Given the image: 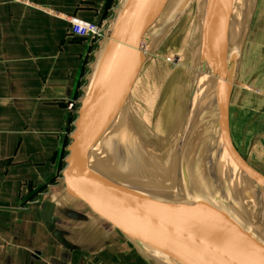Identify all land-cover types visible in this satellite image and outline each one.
Instances as JSON below:
<instances>
[{"label": "crops", "instance_id": "0c3cea01", "mask_svg": "<svg viewBox=\"0 0 264 264\" xmlns=\"http://www.w3.org/2000/svg\"><path fill=\"white\" fill-rule=\"evenodd\" d=\"M237 1L241 34L244 1ZM116 2L0 0V264H159L70 195L62 177L74 121L67 103H79L97 46L91 36L72 34L70 19L108 21ZM252 6L228 126L239 151L264 177V0H251ZM147 58L158 59L166 80L180 57L151 50ZM143 77L137 75L133 92ZM152 94L141 101L148 110ZM157 119L167 125L160 110ZM46 200L54 205L51 223L43 218Z\"/></svg>", "mask_w": 264, "mask_h": 264}, {"label": "water", "instance_id": "95a60500", "mask_svg": "<svg viewBox=\"0 0 264 264\" xmlns=\"http://www.w3.org/2000/svg\"><path fill=\"white\" fill-rule=\"evenodd\" d=\"M157 2L117 0L113 8L107 29L93 52L80 94L62 170L65 189L115 225L159 264H262L264 240L259 234L254 230L253 237L237 236L229 230L233 224L249 229L245 222L217 213L204 200L206 215H203L163 192L134 186L89 159L90 148L110 127V153L118 165L130 172V178L138 173L148 174V170L161 171L159 162L151 160L126 140L115 121L116 96L118 94L120 103V91L128 90L125 73L128 49ZM232 5L230 0L209 2L207 30L211 43L206 45L209 46L206 55L216 63L218 73L209 119L221 147L240 168L247 194L264 209V198L260 194L264 177L239 151L228 126V104L233 87ZM218 8L222 9L221 13ZM184 166L178 167L177 173L185 179V186L192 190L195 181L205 187L210 203L215 201L210 186L187 162ZM167 169L172 168L167 166ZM53 206L49 200L44 202L42 211L47 223L52 222ZM219 226L226 227L227 231Z\"/></svg>", "mask_w": 264, "mask_h": 264}, {"label": "bare ground", "instance_id": "6f19581e", "mask_svg": "<svg viewBox=\"0 0 264 264\" xmlns=\"http://www.w3.org/2000/svg\"><path fill=\"white\" fill-rule=\"evenodd\" d=\"M233 1L234 2L232 3L233 7H232V19H231L232 35L233 36L231 38H233V40H235V41L237 40V42H238L239 41V34H240V32H239L240 28H239V23H238L239 22V17H238L239 6L237 5V2H238L237 0L236 1L233 0ZM209 2H210V0H197L198 6L195 9L193 8L194 7L193 6L188 11V12L192 13L191 12L192 9L195 10L194 16H191L190 13H189V15L193 18L192 22L194 24H196L197 31H198L199 35L201 36L202 40L205 38L206 45H207V43L208 44L211 43V39H210L211 37H210V34L207 30V26L209 23V20H208ZM168 5H169V0H158L157 4L154 5V7L152 8L150 14L148 15L146 21L144 22V24L140 28L139 32L135 36L133 43L129 47L127 55H126V61H125V73H126V79H127V87H128L129 93L133 97V101H134L133 104L140 111V113H141L143 119L145 120V123L148 126V128L149 129L151 128L150 130L153 133H156L160 137H158L157 140H151V139L147 138L146 136H144V134H142L140 132V130H138V129L136 130L135 128H133L132 125H131L132 129H131L130 126H127L121 120H118V118H116V120H115L117 127H119L121 129L122 134L126 138V140H128V142L130 144H133V145L137 146L138 148H140L141 151L145 152V154H147L151 158V160L153 159V160H156L157 162H159V166H161V171L148 170L149 175L148 174H141L140 175L138 173L137 175H133L130 178L129 177L130 172L126 171L125 168H122L120 165H118L110 153V150H111V147H109V145H110L109 143L111 142V137H110L111 129H110V127L108 129H106V131L103 133V135L90 148L88 156L92 162H94L98 165L105 166L108 169H111V171L115 172L116 176H118L119 178H121L123 180L130 182L132 185L140 187V188L145 189V190L163 192L166 196H168L170 199H172L176 202L181 201V200H182V202H185V203H187L186 201H189V200L192 201V199L189 197V196H191V193H196L195 195L199 194L197 196L200 197L199 188H201V190H202L201 192H203V195H204L203 200L208 202V205H209L211 203H210L209 199H207L208 193H207V190L205 189V187L202 185L201 186L197 185L196 182L193 180L194 185H196V186H194V188L191 190L185 186V184H184V183H186L185 179H183L181 177V175H179L177 173L178 167H185L184 166L185 165V156H183L184 155L183 153H185V152H182V151L178 152L174 149V144H175L174 142L176 140H173L171 137H169V130H168L169 127L165 124H163V127L159 126V125H157V127H154L150 122L149 123L147 122V119L143 113L147 114L149 110L147 107H145V105H143L141 103V101L145 100L146 98H149V96L147 95V97H146L145 92L142 90L143 88H141V90H140V88H137L138 89L137 93L133 92V90H132L133 82L136 80V77H137L136 73H138V69L143 64V60L144 59L147 60V57H149V52L151 51L148 47L149 42H145L141 39H144L143 37H145L153 27H156V24L159 21L158 18H160L159 15L161 14V12L164 11V8H167ZM221 11H222V9L218 8V12L221 13ZM218 16L221 19V14H219ZM191 28H189L187 30L188 31V37L190 36ZM200 31H203V33H200ZM208 48H209V46H208ZM208 48L205 47V53H204L205 58L207 57L206 54H207ZM231 55H232V57L234 56L232 45H231ZM182 56H184V55L182 54ZM179 60L180 59H178V61ZM209 62L211 63V61H209ZM202 65H203V63H202ZM196 68H198V67H196ZM175 69L177 70V65H176ZM205 69H206V72H205ZM216 71H217V65L213 61L212 65L209 68H204L203 71H200L201 73L197 76L195 96H194V99L192 98L193 104H191V109H193L194 113H195V111L199 110L200 108H204L206 110V113H208V114L210 113L211 108L213 106L215 96H216V91H217L216 87H217V82H218V78H217L218 73ZM188 84L189 83L186 82L183 85V87H185V90H188V88H189ZM166 86H168V84ZM116 93H117V91H116ZM138 93H139L140 103L138 102V99H136V96ZM116 102H117L118 106L121 103V102L119 103L118 94L116 96ZM204 102H205V104H204ZM194 116H195V119H196V117H198V115L197 116L194 115ZM191 119H192V117H191ZM197 119H199V118H197ZM193 122H195V120ZM210 122L214 128V125H213L211 120H210ZM134 124H136L137 128H139L138 123H134ZM204 127H206V126H204ZM191 128H193V127H191ZM197 129H199V128H197ZM202 132H203V130H202ZM185 134H186V132H185ZM197 134H198V131H197ZM192 135H194V134H192ZM184 136H186V135H184ZM215 136H216V134H215ZM189 137H191V136H189ZM193 138H194V136H193ZM195 138H196V135H195ZM182 139L183 138H181V141H182ZM185 139H187V137ZM215 139L216 138L214 137L213 140H211V144L209 146L211 148V150L210 151L206 150L207 154L206 155L204 154L202 156V162L205 161L204 162V171H206V176L207 175L212 176V177L214 176V179L216 180L215 182H216L217 186L215 188L211 187L208 179L205 178L206 176H204V178H202V180L207 185L210 186L211 190L214 193V196L220 202V204L224 207V211L226 210V212H228L227 213L228 215H230L231 217L236 218L242 222H245L248 225H251L254 228V230H256V232L264 239V209H262L261 207H257L255 205V203H253V201L250 203L251 204L250 208H247L244 206L243 200L245 199L246 189H245V180H244V177L242 175V172H241L240 168L233 161H231L229 159L227 154L225 152L221 151V150H223V148L221 147L220 143H219V145H220L219 153L217 152L216 155L213 154L212 146L216 145ZM158 140L160 142L165 141L166 145H164L162 142L160 144L158 142ZM184 144H190V141H189V143L184 142L183 145ZM181 147H184V146H181ZM209 147L207 149H209ZM185 148H187V147H185ZM185 148H184V150H185ZM209 152L212 153V157L207 158L206 156L208 155ZM189 153L190 152H188V154ZM190 157L188 160H190ZM202 162H200V164H199L201 167H199L197 164H196V166H198L199 168H203ZM166 165L171 166V168H172L171 171H168ZM196 169H197V167H196ZM193 172H195V171H193ZM197 172H198V170H197ZM134 174H136V173H134ZM199 176H201V175H199ZM240 189H241V191H243V194H240ZM231 195L233 198H234L233 195L240 196V202L239 201L236 203L231 202V200L233 201V199L231 198ZM193 196H194V194H193ZM248 199H250V198H248ZM193 204H195V202Z\"/></svg>", "mask_w": 264, "mask_h": 264}, {"label": "rangeland", "instance_id": "374dc122", "mask_svg": "<svg viewBox=\"0 0 264 264\" xmlns=\"http://www.w3.org/2000/svg\"><path fill=\"white\" fill-rule=\"evenodd\" d=\"M242 1H244L242 4L244 5V10H245L244 15L245 13H248L249 10L250 11H249L248 16L246 14L247 18L245 22H244V15H243V28L241 30V34L239 35V41L237 42V40L235 41L232 38V45H233V52H234V56L232 59V71H233L232 80H234V77L237 71L238 61H239V57L241 53L240 51L241 46L243 45V41L249 29V23H250L252 9H253V6L252 8H250L251 0H242ZM231 2L233 3L234 1L231 0ZM197 6H198L197 0H169V5L167 6V8H164V11L161 12V14L159 15L160 18H158L159 21L156 24V27H153L150 30V32L145 37H143L144 39H141V40L145 42H149L148 47L150 50H154V52L163 53L165 56H169L170 59L180 57L179 58L180 60L178 62L175 61L176 62L175 66L167 70L168 74L166 73L167 79L165 80V77H163L164 72L161 70H158V63H159L158 59L157 58H152V59L147 58V60L144 59L143 64L138 69V73H136V75H138L140 72H142L144 74V77L142 79L140 78L137 79L136 86L137 88L142 87L143 88L142 90L145 92L146 96L147 95L150 96L149 94L153 92L152 94V97H154L153 106L151 109H149L147 114L144 113L147 116L151 115L153 119L152 118L150 120L147 119V122L148 123L150 122L154 127H157V125L160 126V120L159 119L154 120V119H156L159 110L162 114L165 115L164 121L166 122L167 126L170 129V130L168 129L169 137H171L173 140H176L175 142L173 141L175 143L174 149L178 152L182 151L186 153V154L183 153L184 154L183 156H185V162H187V164H189V167L193 171L196 172L195 174H197L198 176L201 175L199 177H201L202 179L204 178V176H206V171H204L205 161L202 162V156L204 154L205 155L207 154L206 150H209V151L211 150L209 146L211 144V140H213L214 137L216 138L215 139L216 145L213 144L214 146H212V152L214 155H216L217 152L219 153L220 145L217 140V137L214 134L215 130L209 119L210 113L208 114L206 113V110L204 108H200L199 110L195 111L196 113L195 114L193 112V109H191V104H193L192 102H193L195 91H196L197 76L201 73L200 71H203L204 68H209L212 65L211 59L209 57H206V58L204 57L206 40L205 38L202 40L201 36L199 35L197 31L196 24L192 22L193 18L191 16H194L195 10L192 9L191 11L192 13L188 12L191 7L195 9ZM239 8H238V12H239ZM189 13L191 14V16L189 15ZM238 17H239L238 23H239V28H240V15H238ZM106 23H108L107 20H106ZM189 28H191V32H190V36L188 37V33H186V31ZM200 33H203V31H200ZM184 36L186 37L187 41L185 40V42H182V39ZM182 45L184 47L182 50H180ZM182 54L184 56H182ZM209 61H211V63ZM176 65H177V70L179 71V75H177L176 71H174L176 68ZM205 72H206V69H205ZM178 76H180L181 78L180 82L182 83V86L186 82L189 83L188 90H185V87H182V86L180 87L178 83L179 82ZM167 84L168 86H166ZM120 99H121V103L119 105L120 107L118 106V109L116 112V118H118V120H121L127 126L131 127L132 125L133 128H135L136 130L137 129L140 130V132L144 134V136H146L147 138L151 140H157L158 137L160 136H158L156 133H153L150 130L151 128L150 129L148 128L140 111L134 106L133 97L131 96V94L129 93L127 89H123L122 91H120ZM194 115L196 116L198 115V117H196L195 119ZM194 120L195 122H193ZM155 122H157V124H155ZM134 123H138L139 128H137L136 124ZM117 128H118V131H121L119 127ZM201 129L203 130V132ZM197 131H198V134H197ZM195 135H196V138H195ZM189 136H191L192 138ZM186 137L187 139H185ZM181 138H183L182 141H181ZM189 141H190V144L183 145L184 142L189 143ZM158 142L160 144L162 142L164 145H166L165 141L160 142L158 140ZM181 146H184V147H181ZM185 147H187L188 149ZM208 147L209 149H207ZM187 151L190 153L188 154ZM221 151L225 152L224 150H221ZM189 157H190V160H188ZM206 157L207 158L212 157V153L209 152ZM200 162H202L203 168H199L201 167L199 165ZM196 164L199 167L196 166ZM205 178L208 179L211 187L215 188L217 186L214 176L212 177V176L207 175ZM199 191H200L199 192L200 197L195 195L194 193H191V196L189 197L192 199V201L189 200V201H186L187 203H185V202H182L181 200L178 202L182 204H187L189 207H194L199 212H201L203 215H206V209L203 204L204 195H203V192H201L202 191L201 188H199ZM240 194H243V191H241V189H240ZM260 194L264 198V188L260 190ZM233 196L234 198L231 195V198L233 199V201L231 200V202H234V203L238 201L240 202V196L238 195H233ZM248 198H250L251 200ZM252 201L253 203H255L257 207H260L258 202H256L253 199V197L249 196L246 192L245 199L243 200L244 206L247 208H250L251 206L250 203ZM194 202L195 204H193ZM211 206H212V209L215 210L217 213L228 215L227 214L228 212H226V210L224 211V207L220 204V202L216 199V197H215V201H211ZM232 226H233L232 229H229V230H231V233L233 235H237V236L238 235L241 236L242 234H244V235L253 237L252 235H254V232L256 231V230L254 231V228L251 225H249L250 226L249 229H244L238 224L237 225L233 224ZM219 227L222 229V231H227L226 227H223V226H219ZM262 264H264V261L262 262Z\"/></svg>", "mask_w": 264, "mask_h": 264}, {"label": "built area", "instance_id": "2783aa9c", "mask_svg": "<svg viewBox=\"0 0 264 264\" xmlns=\"http://www.w3.org/2000/svg\"><path fill=\"white\" fill-rule=\"evenodd\" d=\"M107 25L108 23H106V20L83 21L78 18H72L70 19V32L74 35L91 36L94 38L97 45L98 40L103 36L106 31ZM78 104L79 103H76L74 101H69L67 103V110L71 114H74V118L76 116Z\"/></svg>", "mask_w": 264, "mask_h": 264}, {"label": "trees", "instance_id": "16d2710c", "mask_svg": "<svg viewBox=\"0 0 264 264\" xmlns=\"http://www.w3.org/2000/svg\"><path fill=\"white\" fill-rule=\"evenodd\" d=\"M72 118H74V114H72V116H71ZM73 127V124H72V126H71V128Z\"/></svg>", "mask_w": 264, "mask_h": 264}]
</instances>
